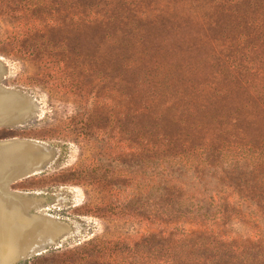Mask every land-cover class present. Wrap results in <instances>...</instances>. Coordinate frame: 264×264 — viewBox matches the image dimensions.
<instances>
[{
    "label": "rangeland",
    "instance_id": "1",
    "mask_svg": "<svg viewBox=\"0 0 264 264\" xmlns=\"http://www.w3.org/2000/svg\"><path fill=\"white\" fill-rule=\"evenodd\" d=\"M251 18L241 0H0V85L37 106L1 124L0 142H43L50 156L3 190L65 226L13 264H178L191 226L160 213L170 199L177 210L160 195L163 157L215 164L251 148L264 164Z\"/></svg>",
    "mask_w": 264,
    "mask_h": 264
},
{
    "label": "trees",
    "instance_id": "2",
    "mask_svg": "<svg viewBox=\"0 0 264 264\" xmlns=\"http://www.w3.org/2000/svg\"><path fill=\"white\" fill-rule=\"evenodd\" d=\"M241 1L247 25L253 28L251 15L256 14L260 28L255 27L264 38V0ZM239 149L215 164L198 156L163 157L171 164L163 170L160 195H176L177 210L169 207L170 199L160 213L191 226L178 233L183 247L178 264H264L263 156L251 148ZM243 224L250 230L242 233Z\"/></svg>",
    "mask_w": 264,
    "mask_h": 264
},
{
    "label": "bare ground",
    "instance_id": "3",
    "mask_svg": "<svg viewBox=\"0 0 264 264\" xmlns=\"http://www.w3.org/2000/svg\"><path fill=\"white\" fill-rule=\"evenodd\" d=\"M4 74L0 60V79ZM36 108V103L19 90L0 85V125L23 121ZM49 157V148L43 142L24 139L0 142V264H13L44 251L64 231V224L51 217L31 216L29 203L3 190L12 182L35 175Z\"/></svg>",
    "mask_w": 264,
    "mask_h": 264
},
{
    "label": "water",
    "instance_id": "4",
    "mask_svg": "<svg viewBox=\"0 0 264 264\" xmlns=\"http://www.w3.org/2000/svg\"><path fill=\"white\" fill-rule=\"evenodd\" d=\"M34 256H38V255H34ZM34 256H30V257H28L27 259H30V258H32V257H34Z\"/></svg>",
    "mask_w": 264,
    "mask_h": 264
}]
</instances>
